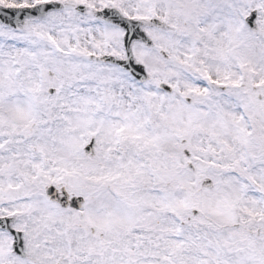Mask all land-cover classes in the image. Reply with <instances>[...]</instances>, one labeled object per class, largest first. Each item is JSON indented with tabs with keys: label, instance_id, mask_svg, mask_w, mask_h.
<instances>
[{
	"label": "snow or ice",
	"instance_id": "snow-or-ice-1",
	"mask_svg": "<svg viewBox=\"0 0 264 264\" xmlns=\"http://www.w3.org/2000/svg\"><path fill=\"white\" fill-rule=\"evenodd\" d=\"M0 264H264V0H0Z\"/></svg>",
	"mask_w": 264,
	"mask_h": 264
}]
</instances>
